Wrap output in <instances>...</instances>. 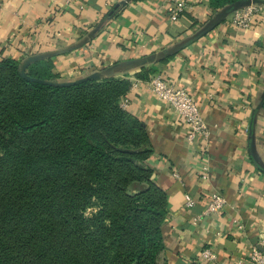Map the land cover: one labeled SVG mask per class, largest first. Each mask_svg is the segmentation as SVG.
Returning a JSON list of instances; mask_svg holds the SVG:
<instances>
[{
  "label": "crops",
  "instance_id": "obj_1",
  "mask_svg": "<svg viewBox=\"0 0 264 264\" xmlns=\"http://www.w3.org/2000/svg\"><path fill=\"white\" fill-rule=\"evenodd\" d=\"M186 2L171 22V0H0V61H47L58 84L142 81L128 111L149 132L147 164L168 195V264H250L264 240V20L241 29L209 0ZM157 75L194 96L210 132L205 143H190L188 127L147 91L143 78ZM215 192L226 208L204 216ZM207 249L216 261L202 259Z\"/></svg>",
  "mask_w": 264,
  "mask_h": 264
},
{
  "label": "trees",
  "instance_id": "obj_2",
  "mask_svg": "<svg viewBox=\"0 0 264 264\" xmlns=\"http://www.w3.org/2000/svg\"><path fill=\"white\" fill-rule=\"evenodd\" d=\"M250 2L209 0L223 17ZM26 76L19 61H0V147L32 162L51 161L65 175L54 187L38 173L29 174L26 183L10 177L11 182L0 158V264H43L42 259H54L53 264H168L162 226L170 205L147 164L154 148L145 124L121 107L133 83L109 78L53 85L58 76L47 61L30 65ZM86 181L102 202L89 221L95 232L84 233L70 217L62 225L40 227L39 218L30 219L38 215L34 210L11 206L17 194L23 207L21 192L54 204L67 197L76 202ZM134 183L144 190L132 194ZM6 189L13 191L7 202ZM102 238L109 239L108 245Z\"/></svg>",
  "mask_w": 264,
  "mask_h": 264
},
{
  "label": "built area",
  "instance_id": "obj_3",
  "mask_svg": "<svg viewBox=\"0 0 264 264\" xmlns=\"http://www.w3.org/2000/svg\"><path fill=\"white\" fill-rule=\"evenodd\" d=\"M259 3L251 2L247 6L237 10L233 13L231 24L241 29H249L255 22H263L264 20V0ZM189 9L186 0H171L167 10L168 18L171 22H177L182 15ZM140 80H136L132 84L129 93L122 98L121 107L128 111L131 103V94L136 91L140 85ZM146 83V89L149 93L156 96L163 101L178 115L183 123L188 127L187 140L194 144L208 139L210 132L203 120L201 111L198 107L197 101L192 94L186 89L179 87L170 80H167L163 75L151 77ZM204 154V150L201 154ZM176 176V175H175ZM203 181L209 179V171L204 168L201 174ZM227 205L224 195L220 192H215L211 195L210 202L204 210V216L220 215L223 213ZM195 201L190 195H186V207L193 208ZM202 259L208 261H216L217 257L212 250L207 249L202 252ZM250 264H264V240L260 242L259 246L254 247L250 254Z\"/></svg>",
  "mask_w": 264,
  "mask_h": 264
},
{
  "label": "rangeland",
  "instance_id": "obj_4",
  "mask_svg": "<svg viewBox=\"0 0 264 264\" xmlns=\"http://www.w3.org/2000/svg\"><path fill=\"white\" fill-rule=\"evenodd\" d=\"M26 72L27 69L24 71V73ZM0 158L4 161L2 165L6 164L7 169L11 168L10 171L7 169L4 170V175L6 176L5 179H8L11 182L12 180L10 179V177L13 179H20L21 182L26 183L28 181L27 176L29 174L38 173L42 175L44 183H50L51 187H54L56 185H61V179L65 175L64 169L62 167L53 165L51 161L32 162L29 160H25L16 156L8 155L2 147H0ZM11 170L14 173L11 172ZM31 184L33 183L31 182ZM88 185L90 184L88 181H86L81 188L76 202L72 201V197H67L66 200L59 201L54 204L52 201H44L39 194L31 197L30 194L21 192L20 194H18V196L22 197L24 195L23 207L18 204V200H15L17 194L15 195L13 201H11V206L16 209L29 208L34 210L38 215L30 216V219L39 218L41 220L39 222L40 227H51L49 225H52L53 222H56L58 225H62L63 218L70 217V219H77V227H79V229H82L84 233L87 234L88 232H95V230L92 228L93 225L89 223V221L97 215L100 207L102 206V202L98 199V194L95 191H91L89 188L90 186L88 187ZM40 186L41 182L37 183L36 186H34L36 191L40 190ZM31 187L32 186H30V188ZM129 190L132 194H138L144 190V186L134 183L129 187ZM6 192L7 194L3 195L5 197V201L7 202L11 198L9 194L13 191L6 189ZM34 192L35 191L33 190L31 193ZM35 209L40 210V212L37 213ZM96 233L99 235L98 231H96ZM102 239L103 242L108 245L109 239ZM42 260L43 264H53V262L55 261L54 259ZM30 262L36 263L34 259H30Z\"/></svg>",
  "mask_w": 264,
  "mask_h": 264
},
{
  "label": "water",
  "instance_id": "obj_5",
  "mask_svg": "<svg viewBox=\"0 0 264 264\" xmlns=\"http://www.w3.org/2000/svg\"><path fill=\"white\" fill-rule=\"evenodd\" d=\"M252 2V1H251ZM250 2V3H251ZM258 2H260V1H258ZM249 3V4H250ZM36 63V62H38L37 61V59L36 60H34V59H28V60H26L22 65H21V69H22V75L24 76V77H26L27 78V76H26V73H24V71L29 67V65L31 64V63ZM31 80V79H30ZM53 85H58V86H70V84H58V83H52Z\"/></svg>",
  "mask_w": 264,
  "mask_h": 264
}]
</instances>
